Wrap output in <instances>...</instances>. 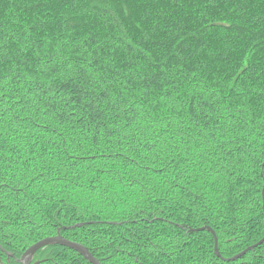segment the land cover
<instances>
[{"label": "trees", "instance_id": "obj_1", "mask_svg": "<svg viewBox=\"0 0 264 264\" xmlns=\"http://www.w3.org/2000/svg\"><path fill=\"white\" fill-rule=\"evenodd\" d=\"M57 235L264 264V0H0V264Z\"/></svg>", "mask_w": 264, "mask_h": 264}, {"label": "water", "instance_id": "obj_2", "mask_svg": "<svg viewBox=\"0 0 264 264\" xmlns=\"http://www.w3.org/2000/svg\"><path fill=\"white\" fill-rule=\"evenodd\" d=\"M264 241V238L257 244H261ZM51 244H58L61 246H65V247H69L75 251H78L79 253H81L84 258L90 262L91 264H101L98 260H96L91 253L82 245H79L77 243L71 242L65 238H63L61 235H57L55 237H50V238H46L43 239L39 242H37L36 244L32 245L31 247H29L21 256V258L19 260H17L20 264H31V261L33 259V256L35 255V253L43 248L44 246L47 245H51ZM254 247L249 248L248 250H252ZM247 250V251H248ZM247 251H243L241 254L233 257L230 260H236L237 258H240L241 256H243Z\"/></svg>", "mask_w": 264, "mask_h": 264}]
</instances>
